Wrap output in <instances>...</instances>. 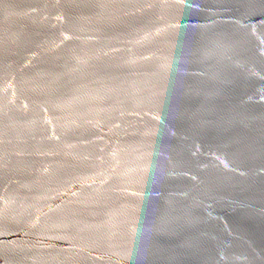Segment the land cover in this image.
I'll return each mask as SVG.
<instances>
[{
    "label": "water",
    "instance_id": "1",
    "mask_svg": "<svg viewBox=\"0 0 264 264\" xmlns=\"http://www.w3.org/2000/svg\"><path fill=\"white\" fill-rule=\"evenodd\" d=\"M0 264H264V0H0Z\"/></svg>",
    "mask_w": 264,
    "mask_h": 264
}]
</instances>
